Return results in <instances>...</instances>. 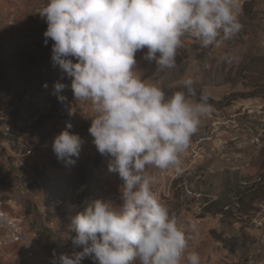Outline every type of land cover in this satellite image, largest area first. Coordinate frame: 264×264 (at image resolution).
I'll list each match as a JSON object with an SVG mask.
<instances>
[{
	"label": "clouds",
	"instance_id": "obj_1",
	"mask_svg": "<svg viewBox=\"0 0 264 264\" xmlns=\"http://www.w3.org/2000/svg\"><path fill=\"white\" fill-rule=\"evenodd\" d=\"M241 12V0H45L39 14L47 23L44 43L53 42L51 60L71 79L75 100L90 102L93 144L123 181L119 205L96 199L71 218L60 233L82 251L53 252L51 264H201L198 252L187 251L196 223L178 225L148 169L181 171V157L211 111L209 96L194 99L191 77L183 80L186 91L166 95L136 70L135 57L146 48L144 59L157 71L174 69L185 37L201 48L218 45L242 30ZM66 87L55 82L54 91ZM71 128L52 145L66 165L75 164L83 143Z\"/></svg>",
	"mask_w": 264,
	"mask_h": 264
},
{
	"label": "rangeland",
	"instance_id": "obj_2",
	"mask_svg": "<svg viewBox=\"0 0 264 264\" xmlns=\"http://www.w3.org/2000/svg\"><path fill=\"white\" fill-rule=\"evenodd\" d=\"M241 4L239 19L243 28L236 36L207 49L185 37L174 69L157 71L154 61L144 59L146 48L135 57L136 70L164 89L166 95L191 77L194 86L218 102H208L211 111L201 118L181 157L179 173L148 169L156 177L153 189L161 188L158 197L178 225L196 223L198 232L189 240L187 251L198 252L201 264H264V199L254 202L251 216H244L247 207H242L240 218H225L224 222L219 216L198 217L205 195L215 197L242 181L264 179V0H241ZM45 28L43 19L32 18L23 32ZM44 39L29 42L22 51L0 59L18 61L22 53H37L40 45H45ZM5 40L8 45L13 42L12 37ZM48 43L52 45L50 40ZM49 53L50 59L36 84L0 110V190L11 201L7 206L10 214L21 219L26 228L31 210L50 218L71 219L96 199L121 203L119 187L123 181L118 183L119 176L109 180L110 157L97 151L88 131L95 117L91 104L75 100L71 79L53 64L52 49ZM46 77H61L54 81L67 87L54 94L56 98H45L40 92ZM51 90L55 92L54 86ZM58 96L66 99L60 101ZM68 123L72 124L68 130L83 140L79 156L73 157L74 165L58 160L52 147L54 138ZM27 168L36 171L41 185H27ZM238 207L235 205V209ZM211 229L215 235L225 237L233 251L217 241L209 233ZM37 232L54 233L42 227ZM232 237L237 238L238 245L229 240ZM12 249H0V264H14ZM73 250L66 249L64 254L70 255Z\"/></svg>",
	"mask_w": 264,
	"mask_h": 264
},
{
	"label": "trees",
	"instance_id": "obj_3",
	"mask_svg": "<svg viewBox=\"0 0 264 264\" xmlns=\"http://www.w3.org/2000/svg\"><path fill=\"white\" fill-rule=\"evenodd\" d=\"M187 37L194 40L195 44H199L193 37ZM208 48H211V46ZM51 49L52 45L48 43L47 45H40V49L37 53L34 51L22 53L18 61L6 58L0 59V110L4 111V106L11 104L12 99L16 95H19L25 89L36 84V81L42 76V70L45 69L50 59L49 52ZM47 81H49V78L46 77L42 79L41 83ZM194 87L196 89V96L194 99L198 100L200 94L204 92H202L199 86ZM175 91H186V89L183 86H178L175 87L170 94ZM208 102L218 103L210 97ZM255 179L252 182L249 180H241L242 183L240 182L239 185L231 188L228 187L219 192L215 197L212 196L213 194L211 195L212 197L205 195L204 200L200 202L199 205L200 211L198 217H203L206 214L219 216L221 222H224L225 218L228 220L237 219L239 213H241L240 208L242 207H247L244 216H251L253 213L249 211L255 209L253 205L254 202L264 199V179H261V181L259 180L260 182H256ZM237 204L239 207L235 209V205ZM209 233L212 236L215 235V231L212 229ZM215 236L217 237V241L225 245L228 244L225 237H221L220 234ZM229 240L238 245L236 237H232ZM228 247L230 251H233L231 246Z\"/></svg>",
	"mask_w": 264,
	"mask_h": 264
},
{
	"label": "crops",
	"instance_id": "obj_4",
	"mask_svg": "<svg viewBox=\"0 0 264 264\" xmlns=\"http://www.w3.org/2000/svg\"><path fill=\"white\" fill-rule=\"evenodd\" d=\"M44 4L45 0H0V58L9 57L13 53L15 54L19 51H22L29 45V42H40L43 40V33L46 31V28L44 30L36 29L38 31H31L29 34H25V32H23V27H28L29 23H31L32 21V18H36L39 20L43 19L46 23L45 19L42 18L39 14V11L44 6ZM11 37L13 39V42L8 45L7 42H5V38L9 40ZM58 78L61 77L50 78L49 81L45 82V84H47V87H44L45 84L42 86L43 91H41L40 93H42L45 98H56L54 96V94L56 93L51 90V86H54V80ZM64 79H66V77H64ZM28 166L33 168L30 163ZM116 176H118V174L112 172V174H110L108 178L110 180L111 177L116 178ZM119 180L120 178H118V181ZM118 183L121 184V181H119ZM32 211L33 210H31V212ZM31 212L27 214L28 217L26 221L28 222V228L24 226L26 229H32V227L35 225L40 226L43 222L44 214H33V212ZM54 233L49 235H42L49 240L48 251L50 253L55 252L56 254H61L65 253L66 249L74 248L71 240H63L62 236ZM72 235L75 234L72 233ZM12 250L13 252H15V250H17V247H13ZM73 251H82V248H74Z\"/></svg>",
	"mask_w": 264,
	"mask_h": 264
},
{
	"label": "built area",
	"instance_id": "obj_5",
	"mask_svg": "<svg viewBox=\"0 0 264 264\" xmlns=\"http://www.w3.org/2000/svg\"><path fill=\"white\" fill-rule=\"evenodd\" d=\"M27 169V185H39L40 181L36 171L30 168ZM153 191L159 196L158 192H161V188L153 189ZM10 202L0 190V249L17 247L14 252V264H51L53 253L48 251L49 240L38 233L37 228L50 229L61 236L60 232L67 231L71 219L50 218L44 214L40 226L35 225L32 229H26L21 219L10 214V210L7 208ZM13 207L11 206V208ZM194 237H196V234L189 233V240ZM56 255L59 256L60 254ZM82 264H95V262L91 258H85Z\"/></svg>",
	"mask_w": 264,
	"mask_h": 264
}]
</instances>
